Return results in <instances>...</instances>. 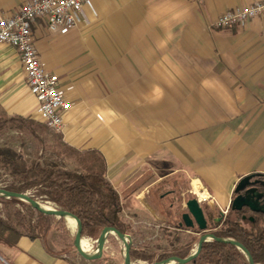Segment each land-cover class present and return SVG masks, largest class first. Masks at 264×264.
Listing matches in <instances>:
<instances>
[{
	"label": "crops",
	"instance_id": "obj_1",
	"mask_svg": "<svg viewBox=\"0 0 264 264\" xmlns=\"http://www.w3.org/2000/svg\"><path fill=\"white\" fill-rule=\"evenodd\" d=\"M25 1L0 0V10L12 12ZM251 1L92 0V9L84 6L81 22L65 34L43 19L32 24L38 56L71 104L58 132L73 150L64 160L73 167L75 152L101 157L134 248H166L137 247L133 238L168 225V195L159 197L156 186L186 181L179 192L184 204L198 182L213 197L203 204L220 219L231 210L241 178L264 177V20L214 26L221 13ZM0 106L8 115L37 120L39 101L19 54L3 42ZM170 228L186 233L185 241L195 234ZM11 241H0V264L118 262L116 254L96 261L59 254L48 238L21 234Z\"/></svg>",
	"mask_w": 264,
	"mask_h": 264
},
{
	"label": "trees",
	"instance_id": "obj_2",
	"mask_svg": "<svg viewBox=\"0 0 264 264\" xmlns=\"http://www.w3.org/2000/svg\"><path fill=\"white\" fill-rule=\"evenodd\" d=\"M37 128H42L46 133L51 131L46 125L33 118L8 115L0 106V134L8 130L29 133L39 139L44 144L43 146H46V136L43 138V134H38ZM55 136L56 149L52 152L65 162L66 154L73 150L65 145L59 134ZM75 153V166L71 167L67 162L63 165L51 161L29 162L19 150L9 146H0V169H3L4 173L10 177V180L6 184H0V187L10 191L27 192L35 199L39 198L44 202L52 203L55 208L72 212L81 220L82 235L96 239L105 226H112L122 233H127V227L119 216L120 196L105 176L101 157L92 151ZM252 175L264 179L258 174ZM174 181L172 185L166 181L156 186L154 191L163 190L159 194L160 197L166 190H170L167 197L169 200L170 197L178 195L188 186L186 181ZM188 196L192 195L188 194ZM178 200L181 198L178 197ZM1 201L11 206L12 210L8 211L6 216L0 214V241L12 244L11 238L21 234L31 239L40 238L45 241L50 232L55 230L61 232L66 242L73 246V238L67 234L64 218L38 212L28 202L16 197L6 198L0 195ZM16 206L27 207L35 211V220L27 219L22 214V209ZM202 208L207 221V229L210 232L218 237L239 241L247 248L254 263L264 264V214L254 213L243 218V215L247 213L244 209L241 212L235 211L236 218L231 219L229 214L232 210H230L225 217L217 219L214 214L215 210L208 208L206 204H203ZM11 217H14V220ZM193 231L201 232L198 228H194ZM198 238V235H193L181 244L173 243L157 251L131 246L129 253L131 259L139 258L150 264L172 255L184 258L194 248ZM186 264L249 263L235 245L212 239L203 242L199 254Z\"/></svg>",
	"mask_w": 264,
	"mask_h": 264
},
{
	"label": "built area",
	"instance_id": "obj_3",
	"mask_svg": "<svg viewBox=\"0 0 264 264\" xmlns=\"http://www.w3.org/2000/svg\"><path fill=\"white\" fill-rule=\"evenodd\" d=\"M84 6L92 9V0H27L12 12L0 10V42L17 50L26 83L39 101L37 121L55 133L62 130L64 114L71 104L58 85V77L44 68L38 56L34 46L32 24L37 19H43L51 31L65 34L81 22ZM251 18L264 20V0H252L224 11L214 20V26L228 29ZM190 192L200 203H213V197L206 192L202 198L198 197L194 188L190 189ZM86 239L91 249L95 239Z\"/></svg>",
	"mask_w": 264,
	"mask_h": 264
},
{
	"label": "water",
	"instance_id": "obj_4",
	"mask_svg": "<svg viewBox=\"0 0 264 264\" xmlns=\"http://www.w3.org/2000/svg\"><path fill=\"white\" fill-rule=\"evenodd\" d=\"M259 186H262L263 189H260ZM0 195L5 196L6 198L16 197L20 200L28 202L32 208L44 214L53 215L57 218H72L75 222L73 246L78 255L83 259L88 261H96L101 258L104 254L107 236L109 234H114L123 244V264H132L129 253L131 247V238L128 234L120 232L115 227H103L98 237L95 239L96 248L93 251H88L85 250L81 244V241L84 238L82 235L81 220L72 212L42 203L41 201L30 196L27 192L10 191L0 187ZM184 206L186 211H184L181 215L184 226L189 228L196 225L201 231L196 245L184 258L172 255L160 261H155L151 264H186L199 254L203 242L212 239L235 245L245 255L249 264H256L254 263L251 254L242 243L234 239L215 236L212 232L208 231L203 208L196 197H190L186 199ZM230 209L236 212H241L242 210L246 209L251 213L264 214V181L257 178L253 179L252 174L241 178L234 188V197L231 201ZM244 217L245 215H243V218Z\"/></svg>",
	"mask_w": 264,
	"mask_h": 264
},
{
	"label": "rangeland",
	"instance_id": "obj_5",
	"mask_svg": "<svg viewBox=\"0 0 264 264\" xmlns=\"http://www.w3.org/2000/svg\"><path fill=\"white\" fill-rule=\"evenodd\" d=\"M41 129L37 128V132H39L38 134H41V135L43 134L42 135L43 138L46 136L45 137L46 138V146H43L44 144L39 139L34 137L33 135H31L29 133L14 131V130H8V131H5L4 133L0 134V146H9V147L14 148L16 150H19L21 153L24 154V156L26 157V159L29 162L39 160L43 163H46V162L51 161V162H58V163H61L63 165V163H65V162L61 158L56 157L54 155V153L52 152L54 149H56V143H55L56 142V138H55L56 136L55 135H58V133H55L52 130L50 132L47 131V133H46V131H43V129L41 131ZM9 180H10V177L4 173L3 169H0V184H6ZM162 191H160V192H162ZM152 192H153V190H152ZM160 192H159V194H160ZM185 197H187V195ZM37 200H39L45 204L47 203L49 206L55 207V205H53L50 202L49 203L44 202L39 198ZM167 204L168 203L166 202V205ZM202 205H203V203H201V206ZM16 207H19L20 209H22L21 212L23 215H25V217L27 219L32 218L31 219L32 221L35 220V211H33L27 207H21V206H16ZM182 209H185V206L183 207L182 205H180V207H178L177 211L178 210L180 211ZM10 210H12L11 206L9 207L6 203H4L2 201L0 202V214L2 216H6L8 211H10ZM222 213H223V215H226L227 210H224ZM176 214H174L172 216V219L175 216L177 217ZM214 214H215V217L216 216L219 217V214L217 212H215ZM229 216L231 219L236 218V214L234 212H231L229 214ZM11 218H12V220H14V217H11ZM64 224H65V227L67 229L68 236L70 238H73L74 228L71 229L70 227H68L66 219H64ZM142 224H143V222L141 223V225ZM150 225L153 226V223H150L147 226L150 227ZM246 225H248V223H246ZM167 226H169V225L162 224L161 227H157V228L152 227V229H143L144 231L142 230L140 233L134 234L133 238L135 240L137 247H141L142 245L144 246L145 244H150V246H154V247H159V246L169 247L170 244H173V243L179 244L182 241H185V239L187 237V236H185V235H187L186 233H183L182 231H176V230L171 229L170 227H167ZM179 233L182 236L181 237L182 240L179 239L176 235V234L179 235ZM63 237H64V235L61 234V232H57L55 230L51 231L50 234L47 236L49 243L55 244V248H57L56 249L57 253L66 254L70 257L71 256H74V257L79 256L78 253L76 252L74 246H70L66 242L65 238H63ZM83 237L84 238H91V240H94V238L86 236V235H83ZM108 237H109V241H107L105 243L104 254L101 258L103 259L105 256L110 257V256H113L114 254H116V257L118 259L117 264H122V261H123V244H122V242L114 234H109ZM165 241H167V243ZM95 248H96V244H95V242H92V248L88 249V251H93ZM131 261H132V264H142V263L143 264H150L146 260H142L139 258H133V259H131Z\"/></svg>",
	"mask_w": 264,
	"mask_h": 264
},
{
	"label": "flooded vegetation",
	"instance_id": "obj_6",
	"mask_svg": "<svg viewBox=\"0 0 264 264\" xmlns=\"http://www.w3.org/2000/svg\"><path fill=\"white\" fill-rule=\"evenodd\" d=\"M260 179V180H263L264 181V179H262L261 177H259V176H255V177H253V179ZM259 188L260 189H263V187L262 186H259ZM168 194H170V190H166L165 191V193H163L162 194V196H166V195H168ZM178 197L179 198H181V200H178ZM171 199H169L168 201V206H167V208H166V210H165V213H166V215H167V217H168V219H167V223H168V225L170 226V227H175V228H180V229H192V231L194 230V228H197V226L196 225H194L193 227H185L184 226V224H183V220H182V217H181V215H182V213L184 212V211H186V208L185 209H182V210H178L177 211V209H178V207H180V205H184L183 203H182V196H180L179 195V193H178V195H173L172 197H170ZM190 198V197H189ZM172 207L173 208H175V211H174V213L171 211V209H172ZM247 211V213H250V214H254V213H251V212H249L248 210H246ZM177 213V214H176ZM173 214H176L177 215V217L175 216L173 219H172V215ZM245 215H247V214H245ZM249 216V215H248ZM208 231H209V229H208ZM193 233H195L194 235H200L201 234V232L199 233V232H195V231H193Z\"/></svg>",
	"mask_w": 264,
	"mask_h": 264
},
{
	"label": "bare ground",
	"instance_id": "obj_7",
	"mask_svg": "<svg viewBox=\"0 0 264 264\" xmlns=\"http://www.w3.org/2000/svg\"><path fill=\"white\" fill-rule=\"evenodd\" d=\"M193 188L195 190V192L198 194V197L199 198H202L205 194V191H202L200 188H199V183L198 182H194L193 183ZM47 204V203H46ZM48 205V204H47ZM66 222L68 224V227H70L71 229L74 228V225H75V222L72 218H66ZM81 244H82V247L85 249V250H88L89 247H90V243L88 242V240L86 238H83L82 241H81ZM143 264V263H142Z\"/></svg>",
	"mask_w": 264,
	"mask_h": 264
}]
</instances>
